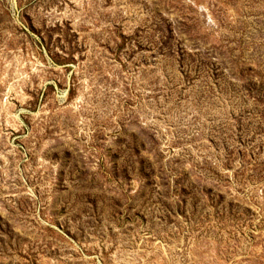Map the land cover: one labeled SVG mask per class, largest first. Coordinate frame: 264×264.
Wrapping results in <instances>:
<instances>
[{"label": "rangeland", "instance_id": "374dc122", "mask_svg": "<svg viewBox=\"0 0 264 264\" xmlns=\"http://www.w3.org/2000/svg\"><path fill=\"white\" fill-rule=\"evenodd\" d=\"M0 264H264V0H0Z\"/></svg>", "mask_w": 264, "mask_h": 264}]
</instances>
